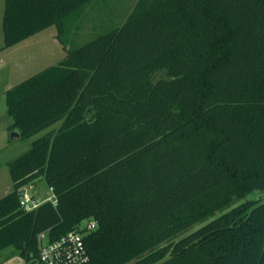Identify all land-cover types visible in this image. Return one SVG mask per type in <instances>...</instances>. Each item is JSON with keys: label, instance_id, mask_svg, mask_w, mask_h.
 I'll list each match as a JSON object with an SVG mask.
<instances>
[{"label": "trees", "instance_id": "1", "mask_svg": "<svg viewBox=\"0 0 264 264\" xmlns=\"http://www.w3.org/2000/svg\"><path fill=\"white\" fill-rule=\"evenodd\" d=\"M89 1L4 0V48ZM5 106L19 135L47 130L8 162L0 251L28 262L39 233L94 220L84 264H264V201L246 199L264 191V0L141 1ZM38 178L53 199L25 211Z\"/></svg>", "mask_w": 264, "mask_h": 264}, {"label": "rangeland", "instance_id": "2", "mask_svg": "<svg viewBox=\"0 0 264 264\" xmlns=\"http://www.w3.org/2000/svg\"><path fill=\"white\" fill-rule=\"evenodd\" d=\"M144 0H91L75 11L67 14L60 24H52L32 34L28 38L4 48L2 16L4 0H0V197L12 189L8 162L27 151L32 140L42 135L47 129L30 137L18 135L11 137V119L6 115L5 92L40 72L46 67L60 61L67 51L77 48L98 35L120 26ZM156 78L162 76L156 73ZM58 123L50 128L56 127ZM49 128V129H50ZM27 195L38 203L52 200L53 194L43 178L36 179L26 187ZM246 199L264 201V191L250 192ZM235 202L230 207L237 205ZM85 222L81 224L85 226ZM204 223L189 227L178 238L196 230ZM12 248L0 251V264H17L19 256L12 254Z\"/></svg>", "mask_w": 264, "mask_h": 264}, {"label": "built area", "instance_id": "3", "mask_svg": "<svg viewBox=\"0 0 264 264\" xmlns=\"http://www.w3.org/2000/svg\"><path fill=\"white\" fill-rule=\"evenodd\" d=\"M39 203L31 196L24 194L20 200L23 210L29 211ZM96 227L94 220H88L83 227L84 230L73 229L50 240L47 232L38 234V251L36 256L22 264H84L88 261V252L85 247L84 233Z\"/></svg>", "mask_w": 264, "mask_h": 264}, {"label": "water", "instance_id": "4", "mask_svg": "<svg viewBox=\"0 0 264 264\" xmlns=\"http://www.w3.org/2000/svg\"><path fill=\"white\" fill-rule=\"evenodd\" d=\"M19 133H15V132H12L11 133V137H18ZM26 192V188H22L20 191H19V198H23L24 194Z\"/></svg>", "mask_w": 264, "mask_h": 264}, {"label": "crops", "instance_id": "5", "mask_svg": "<svg viewBox=\"0 0 264 264\" xmlns=\"http://www.w3.org/2000/svg\"><path fill=\"white\" fill-rule=\"evenodd\" d=\"M27 191V190H26ZM26 193V192H25ZM23 263V259L19 257V259H17V264H22Z\"/></svg>", "mask_w": 264, "mask_h": 264}]
</instances>
